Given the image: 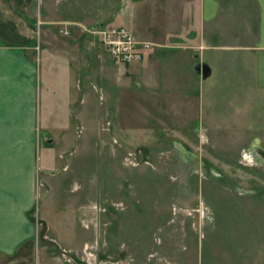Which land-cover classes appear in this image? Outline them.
Masks as SVG:
<instances>
[{"label":"rangeland","instance_id":"374dc122","mask_svg":"<svg viewBox=\"0 0 264 264\" xmlns=\"http://www.w3.org/2000/svg\"><path fill=\"white\" fill-rule=\"evenodd\" d=\"M43 1L31 51L41 69L37 151L41 162L53 160L45 171L50 186L37 181L31 214L41 264H263L264 143L251 147L239 136L232 142V129H224L226 140L213 128L199 136L202 125L190 135L181 121L158 127L134 95V80L120 89L127 64L115 63L93 33L119 23L77 10L76 0H58L62 8ZM40 52L72 68L76 105L49 96V87L60 89L73 77L40 62ZM237 129L243 135L247 128ZM245 152L254 158L244 159ZM46 212L69 248L48 230L40 238Z\"/></svg>","mask_w":264,"mask_h":264},{"label":"crops","instance_id":"0c3cea01","mask_svg":"<svg viewBox=\"0 0 264 264\" xmlns=\"http://www.w3.org/2000/svg\"><path fill=\"white\" fill-rule=\"evenodd\" d=\"M76 1L77 10L105 14L106 20L152 44L144 58L128 63L126 75L118 78L122 90L131 88L127 79L134 80V95L151 108L147 118L158 127L181 121L179 126L190 135V129L202 125L205 131L199 136L213 128L214 136L226 140L224 129H232V142L239 136L241 144L251 147L264 143V0H87V5ZM43 2L0 0V264L42 260L29 213L36 210L37 181L49 184L45 171H51L53 163L41 162L37 151L41 69L31 51L36 48L34 17L40 16ZM42 54L40 62L51 63ZM202 64L208 68L206 77L201 75ZM55 65L69 70L73 78L60 89L49 87V96L76 105L72 68ZM124 102L120 99L119 111ZM239 127L247 128L243 135ZM254 128L262 132L249 133ZM48 215L39 221L44 220L46 231L63 244L56 235L57 220ZM261 245L264 248V242ZM62 246L70 247L67 242ZM262 253L264 258V249Z\"/></svg>","mask_w":264,"mask_h":264},{"label":"built area","instance_id":"2783aa9c","mask_svg":"<svg viewBox=\"0 0 264 264\" xmlns=\"http://www.w3.org/2000/svg\"><path fill=\"white\" fill-rule=\"evenodd\" d=\"M60 31L65 35L69 33L67 26L61 27ZM93 33L98 37L100 44L115 63L139 62L152 46L148 41L137 39L123 25L101 24L94 29ZM249 154L245 152L244 159H249L251 155L254 158L253 154Z\"/></svg>","mask_w":264,"mask_h":264},{"label":"water","instance_id":"95a60500","mask_svg":"<svg viewBox=\"0 0 264 264\" xmlns=\"http://www.w3.org/2000/svg\"><path fill=\"white\" fill-rule=\"evenodd\" d=\"M201 75H202V77H206L207 76V74H208V68L206 67V65L205 64H202L201 65ZM34 211H35V208H32L31 210H30V213L29 214H32V213H34ZM33 218V217H32ZM40 223H41V225H42V228H41V231H40V238H43L44 237V234H45V232H46V229H47V225H46V223H45V221L44 220H40L39 221Z\"/></svg>","mask_w":264,"mask_h":264}]
</instances>
